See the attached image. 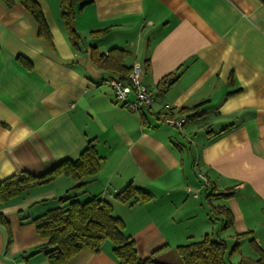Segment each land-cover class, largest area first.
I'll use <instances>...</instances> for the list:
<instances>
[{"label":"crops","instance_id":"obj_1","mask_svg":"<svg viewBox=\"0 0 264 264\" xmlns=\"http://www.w3.org/2000/svg\"><path fill=\"white\" fill-rule=\"evenodd\" d=\"M36 1L52 46L17 0H0V183L75 161L94 140L101 167L70 194L110 202L140 257L179 264L177 246L209 235L236 240L229 264H258L250 240L264 251V0H82L73 22L77 47L60 0ZM92 47L126 49L125 65H143L150 107L115 103L105 83L111 76L91 62ZM168 111L186 119L180 129L157 120ZM130 184L151 199L116 200ZM73 185L58 175L0 197L7 222L0 221V264H49L36 251L43 240L32 219ZM221 207L232 215L226 229L213 213ZM111 249L109 241L98 252L84 247L67 264H117Z\"/></svg>","mask_w":264,"mask_h":264},{"label":"trees","instance_id":"obj_2","mask_svg":"<svg viewBox=\"0 0 264 264\" xmlns=\"http://www.w3.org/2000/svg\"><path fill=\"white\" fill-rule=\"evenodd\" d=\"M8 2V0H4ZM35 19L38 34L52 46L51 33L39 3L36 0H17ZM86 3L82 0H60V15L67 30L69 40L77 47L79 36L73 22L81 8ZM102 30L101 32H103ZM129 51L123 48H112L106 53H99L91 48V62L109 76L128 82L130 67L124 61ZM178 77L169 75L160 81L161 88H167ZM103 158L98 155L94 140H89L79 158L75 161L65 160L53 169L40 175L33 176L21 173L0 183V197L7 200L19 195L23 190L33 185L50 182L58 175L72 179L74 185L65 195L57 199L58 205L46 210L32 219L35 230L43 243L36 251H43L49 264H67L68 261L82 248L86 247L98 252L105 241L112 244L111 252L117 264H172L158 261L153 256L140 257L134 239L125 233L123 221L113 215L110 202L97 196H91L85 201H79L72 191L82 189L93 178L101 167ZM222 195V194H220ZM226 196V195H223ZM151 194L141 188L128 185L114 194V198L123 203L148 201ZM218 213L225 216L221 229L232 225V215L226 208H219ZM0 221L6 225V220L0 215ZM243 234H237V240ZM259 255L258 264H264V251L250 240ZM238 248L236 242L230 251L222 239H214L205 235L202 239L179 245L176 248L179 264H229L227 255Z\"/></svg>","mask_w":264,"mask_h":264},{"label":"built area","instance_id":"obj_3","mask_svg":"<svg viewBox=\"0 0 264 264\" xmlns=\"http://www.w3.org/2000/svg\"><path fill=\"white\" fill-rule=\"evenodd\" d=\"M143 72V65L135 63L129 71L128 82L114 79L112 77L105 79V83L113 92L116 104L126 107L131 111H139L142 108H148L151 106L153 102V94L143 82ZM169 109L170 108L166 106L165 110ZM157 120L160 123L180 129L186 119L184 117L174 116L168 111L167 113L158 114ZM198 176L205 180V177L202 174L199 173ZM187 191L190 193L192 192L190 189H187Z\"/></svg>","mask_w":264,"mask_h":264},{"label":"rangeland","instance_id":"obj_4","mask_svg":"<svg viewBox=\"0 0 264 264\" xmlns=\"http://www.w3.org/2000/svg\"><path fill=\"white\" fill-rule=\"evenodd\" d=\"M214 214H216L217 215V217L219 218L220 216H222V217H224L225 218V216L223 215V214H220V213H216V212H213ZM223 223V222H222ZM222 223H220L219 224V226H218V228H221V225H222ZM228 239H229V237H228ZM236 242V240L234 241V242H232L231 240H226V243H227V245L229 246V248L232 246V244L233 243H235ZM252 249V248H251ZM253 250V249H252ZM240 251L243 253V254H245L246 253V249L245 248H242V249H240ZM246 259V258H245ZM250 260H251V258H249ZM248 259V260H249ZM247 260V259H246ZM170 263V262H169ZM258 263V262H257ZM245 264V263H244ZM247 264V263H246Z\"/></svg>","mask_w":264,"mask_h":264},{"label":"water","instance_id":"obj_5","mask_svg":"<svg viewBox=\"0 0 264 264\" xmlns=\"http://www.w3.org/2000/svg\"><path fill=\"white\" fill-rule=\"evenodd\" d=\"M112 78H114V79H118V77H116V76H111Z\"/></svg>","mask_w":264,"mask_h":264}]
</instances>
